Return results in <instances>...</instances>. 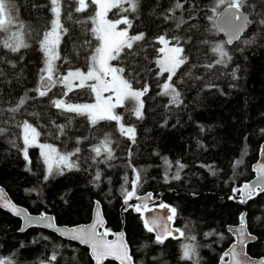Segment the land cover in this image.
<instances>
[{
	"label": "trees",
	"instance_id": "obj_1",
	"mask_svg": "<svg viewBox=\"0 0 264 264\" xmlns=\"http://www.w3.org/2000/svg\"><path fill=\"white\" fill-rule=\"evenodd\" d=\"M47 2L48 0H16L20 19L25 23V42L31 47L22 50L25 59L17 63V69H12L10 65H0L5 73L4 78L0 79V108L7 109L25 92L29 96L35 95L31 90L39 84L38 70L43 65L38 40L42 31H47L50 27V19L53 18L49 8L45 7ZM195 2L201 7L195 13V20L190 21L195 24L191 32L187 25L177 29L176 20H163L162 17L172 6L173 0H141L140 8L135 13L136 19L129 34L146 33V41L138 42L144 45V50L136 57V66L142 69L140 84L147 81L151 87L149 96L154 97L145 98L146 115L141 121H137L127 107L117 109L124 115L126 126H135V144L119 134L115 122H101L93 130L84 117L73 118L70 131L88 137L81 145L85 149V156H92L90 148L97 142L94 137L103 138V133L111 135L115 155V159L110 162L111 166L98 164L91 166L87 173L66 172L45 182L42 178L46 174L47 165L43 161L40 148L29 149V158L32 161L29 165L22 153L8 143V139L0 138V185L7 188L16 202L32 212L54 213L59 223L75 224L90 220L94 201L99 199L109 228L118 230L121 227L120 209L124 199L122 185L131 190L130 183L135 176L132 168L135 167L143 169V175L147 177L137 195L147 191H153L155 195L166 189L174 191L165 192L163 199L177 208L176 224L185 230L186 235H196L200 245L198 250L201 264L218 263V258L232 241L227 226L239 223V216L244 209L247 210L249 228L257 235V240L249 245L248 251L254 256L264 257V194L256 196L244 206L229 199L228 194L254 176L253 164L257 161L264 142V136L259 132L264 128V47H250L245 53H240L234 51L239 42L225 44V49L234 56L229 67L217 66L211 70L204 67L218 58L211 48L226 40L217 30L215 20L207 19V16L213 15L210 9L215 0ZM34 4L39 7L33 8ZM115 11L109 12V19L116 18L113 15ZM176 16L187 18V13L177 11ZM73 18L72 21L62 19L70 32L61 42V56L67 55L72 61V68H76L80 66L78 61L85 55V46L82 50L80 46L91 36L87 31L89 24L75 23L77 18L86 20L87 13L73 12ZM129 18H132L131 15ZM165 33L168 36H192V42L185 45L189 64L182 66L177 73L178 76L184 74L178 90L182 91L186 105L180 109H170L171 115L164 110L168 98L157 96L161 90L158 85L165 81L168 74L157 78L155 73L158 69L154 63L159 56L155 49L162 46L156 44L154 39ZM204 40L208 43H203ZM93 41L95 42L94 39L92 43ZM74 47L79 52L78 55L73 53ZM7 56L15 59V54L8 53ZM237 63L241 67V72L238 73L241 79L233 89L228 87L232 82L230 70ZM64 64L67 63H58L62 73L67 70L64 69ZM21 67L22 73L19 71ZM220 73L222 75H218ZM173 80L176 81V77ZM213 83L219 84L227 95H220L215 89L209 90L206 87ZM140 84L135 87H140ZM58 88L59 85L49 96L59 98V93L55 95ZM92 95L86 89L69 94L72 101L83 98L90 101ZM48 99L49 97H44L30 101L26 110L15 116V123L24 120L33 122V117L28 112L42 113L35 118L34 124L39 125L37 130L42 133L38 143H57L59 146H66L67 151H70L75 147L74 140L59 136L55 124L51 123H66L64 115L52 108ZM6 116L10 114L0 111V123H3ZM189 116L191 120L188 119ZM165 118L169 119V125L161 127ZM177 118L180 124L173 128L172 124ZM199 125L204 126V132L200 131ZM11 133L10 139H15L22 145L21 130L13 125ZM197 140L204 143L205 148L198 147ZM130 148L131 158L128 155ZM165 156L173 164L169 176L175 172L177 160L188 165L181 171L180 180L164 182L165 165L162 157ZM237 159H242L243 163L234 167ZM129 162L132 167H129ZM200 165H211L217 174L211 175L207 167ZM96 169L102 172L99 186L91 181ZM125 176L129 181L127 185L123 183ZM30 189L35 191H28ZM257 217L260 219L257 220ZM20 228L21 220L0 208V256L9 257L15 254L16 264H41V261H46L56 252L57 260L53 264H93L89 250L79 243L40 227H32L24 232L19 231ZM125 229L138 264H188L180 260L179 242L182 240L168 239L164 245L155 244L154 235L145 230L140 214L133 207L125 213ZM207 232H213L214 235L205 237L204 233ZM41 236L49 237V240L40 239ZM34 240L39 242L33 243ZM21 244L25 247L21 248ZM104 264L118 263L108 259Z\"/></svg>",
	"mask_w": 264,
	"mask_h": 264
},
{
	"label": "snow or ice",
	"instance_id": "obj_2",
	"mask_svg": "<svg viewBox=\"0 0 264 264\" xmlns=\"http://www.w3.org/2000/svg\"><path fill=\"white\" fill-rule=\"evenodd\" d=\"M140 4L141 0H48L45 4L53 18L50 19L49 29L42 31L38 42V50L43 55V66L38 70L39 84L31 90L35 92V95L29 96L25 92L7 109L0 108V111H6L10 114V116L4 118L3 123H0V138L8 139V143L22 153L24 160L29 165L32 163L29 158V149L33 147L40 148L43 161L47 165L46 174L42 178L43 181L47 182L57 175H64L66 172L83 171L87 173L91 166L98 164L111 166L110 162L115 159L111 135L108 133H103V139L98 144L91 146V157L83 155L85 149L81 145L88 140V137L70 131L75 116L84 117L93 130L101 122H115L119 134L127 137L132 144L136 143L135 126H126L124 115L118 112L117 109L127 107L130 114L137 121H141L145 119L146 115L145 98H154L149 96L150 84L147 81L140 84L142 69L136 66V57L144 50V45L138 42L146 41V33L129 34V30L133 28V22L136 19L135 13L139 10ZM32 7L38 8L39 5L34 4ZM200 7V4L196 3L195 0H173L172 6L167 9L162 18L166 22L176 20L175 27L177 29L187 25L189 32H191L195 28V24L190 23V21L195 20V13ZM220 8H223V11L218 13ZM112 10H116L113 13L115 19L108 18V14ZM177 11L187 13V18L177 17ZM210 11L213 15L207 16V19L218 21L219 23L215 25L217 30L225 32L228 39L225 42L215 44L211 48L212 53L218 58L204 65V67L209 70L217 66L229 67L234 60V56L225 49V44L233 45L239 42L234 51L240 53H245L250 47H264V0H260V3H257V0H215V4ZM73 12L87 13L86 20L81 21L77 18L75 23L90 25L87 31L90 33L91 38H86L80 48L82 50L84 46H87L91 49V52L85 54V67L83 69L69 67L66 73H62L60 65L56 62L72 63L67 55L61 56L62 38L69 35L70 32L69 27L65 26L62 19L72 21L74 19ZM130 15L131 19L129 18ZM121 25L124 27H121ZM246 33L247 35H245ZM25 35V23L20 19L16 0H0V65H10L12 69H17V63L24 61L25 56L22 54V50L31 47L30 44L25 42ZM93 39L97 42L95 46L92 44ZM154 42L162 45L155 49L159 53L158 58L154 61L158 69L155 75L160 78L164 77L165 73L168 74L165 81L158 85L161 90L157 93V96L168 98L164 104L165 112H169L173 108L180 109L186 105V101L182 98V91L178 90L184 74L178 76L177 73L182 66L189 64V55L186 53L185 45L192 42V36H168L165 33L155 37ZM202 42L208 43L207 40ZM134 45L136 48H134ZM8 53L15 54V59L7 56ZM73 53L79 54L75 47ZM113 61L117 63L113 64ZM19 71L22 73L23 68L21 67ZM240 72L241 67L238 63L231 68L230 79L232 82L229 83V88L234 89L237 87L236 82L241 79L238 75ZM218 75H222V73ZM4 76L5 73L0 68V79ZM174 77H176V81L173 80ZM197 79H200V77H197ZM137 84H140V87H135ZM58 85L62 89L59 92V98L49 96V93ZM206 87L209 90L215 89L220 95H227L219 84L213 83ZM81 89H86L93 94V103L71 102L69 94ZM44 97H49L48 103L50 106L64 115L66 123L60 124L56 121L51 123L55 124L59 136L74 140L75 147L70 151L61 153L51 144L37 142L42 133L37 130L38 124L34 126L35 118L41 116L42 113L28 112L27 114L33 117V122L24 120L21 123H15V116L23 113L30 101H36ZM169 115H171L170 112ZM188 119L191 120V116ZM179 124L180 120L177 118L172 127L175 128ZM13 125L21 130L22 145L18 144L15 139H10ZM168 125L169 119L165 118L161 127H167ZM198 127L201 132L205 131L203 125ZM259 132L264 136V128L260 129ZM196 143L198 147L205 148V144L200 140H197ZM131 154L132 150L130 148L128 151L129 158H131ZM155 154L160 155L159 153ZM262 154H264V148H262ZM162 159L165 165L164 182L170 183L172 180H180L181 171L187 168L188 165L177 160L175 162L176 170L169 176L168 173L172 170L173 164L166 156ZM241 163H243V160L237 159L234 162V167ZM200 166L207 167L213 176L217 174L211 165ZM129 167H132L131 162H129ZM253 170L258 174L257 181L254 184L245 183L240 188H234L229 199L247 204L256 196L264 194V163L259 164ZM132 171L135 176L130 183L131 190L122 185L124 204L133 207L137 213L141 214L154 211L149 207L150 202L155 203L151 193L143 196L137 195L138 189L147 180L146 175H143L144 170L133 167ZM101 180V170H94L91 181L95 186H99ZM109 183H111L110 178ZM123 183L124 185L129 184L127 176L124 177ZM28 191H35V189ZM237 193H240V195L237 196ZM134 198L140 203L129 204ZM0 202H2L3 208L9 209L17 217H22L27 226L44 225L52 228L62 236H67L71 241H78L79 244L88 246L90 256L95 264H104V261L109 258L119 261V264H136L134 254L130 250L124 233H112L105 228L104 220L99 212L95 221L89 226L61 230L52 223L54 217H50L46 213L35 216L30 215L26 210L18 208L3 197L2 190H0ZM96 204L99 206L100 201H97ZM157 206L161 210H167L168 214L163 223H161L160 217L157 216L143 219L145 230L148 233H155L153 242L157 245H164L169 238H183L186 242L180 245V260L188 262V264H201L198 250L200 245L197 243L196 235H186L185 230L172 229L168 226V222L175 221L177 208L162 202ZM246 217L247 212H241L239 228L236 229L239 233L238 240L222 253L219 264H250L251 257L243 249L246 248L248 240H252L254 237L245 231L247 226ZM259 219L260 217H257V220ZM19 231L23 232L25 228L21 227ZM229 231H232V229L229 228ZM177 233L178 235H176ZM110 235L114 236V239H107ZM213 235V232L204 233L205 237ZM40 239L49 240V237L41 236ZM38 242V240L33 241V243ZM20 247L25 246L21 244ZM238 247L240 251H237ZM225 257H230V259L225 261ZM56 260L57 253L53 252L46 261H41V264H53ZM0 264H16L15 254L9 257L0 256ZM259 264H264V259H261Z\"/></svg>",
	"mask_w": 264,
	"mask_h": 264
},
{
	"label": "water",
	"instance_id": "obj_3",
	"mask_svg": "<svg viewBox=\"0 0 264 264\" xmlns=\"http://www.w3.org/2000/svg\"><path fill=\"white\" fill-rule=\"evenodd\" d=\"M222 11H223V8H221V9L218 11V13H219V12H222ZM218 23H219L218 21H215V25L218 24ZM219 33L225 38V40L228 39V37H227V35H226L225 32L219 31ZM262 148H264V142L262 143V146H261V150H260V153H259V158H258V160L256 161V163L253 165V169H254L255 167H258L259 164L264 163V154H262ZM254 173H255V175H254L253 178H251V179L248 180V181L243 182L238 188L242 187V185L245 184V183H252V184H254V183L257 181V178H258V174H257L255 171H254ZM0 190H2V195H3V197L7 198L11 203L15 204L18 208H22V209L26 210L30 215H33V216H35V215H39V214H40L39 212H32V211H30V210L28 209V207H26V206H24V205H22V204L16 202V201L13 199V197L10 195L9 191L7 190V188H6L4 185H0ZM165 192L173 193L174 191H173V190H168V189H166V190H162V191H160V192H159L158 194H156V195H154V192H153V191H147V192H144V193L138 195V196H143V195H145V194L151 193V194L153 195V197H154V201H155V203H153V202H150V203H149V207H150L151 209H154V211L146 212V213H143V214L139 213L140 216H141V218H142V220H143L144 218H148V217H151V216H157V217H160L161 223L164 222V220L166 219V215H167L168 213H167V210H161V209L158 208L157 205H158L159 203H161V202H158V203H157V201L160 200V199L162 198V196L165 194ZM228 194H229V196H231V195L233 194V192L231 191V192L228 193ZM239 195H240V193H237V196H239ZM97 201H100V200H99V199H95V201H94V206H93V209H92L91 218H90V220L87 221V222H81V223H75V224L59 223V222L57 221V218H56V216H55L54 213H51V212H43V213H46V214H47L48 216H50V217H54L55 219L52 221V223H53L56 227L60 228L61 230H65V229L73 228V227H86V226L91 225V224L95 221V219H96V217H97V213L99 212L101 218L104 220V227L107 228L108 230H110V232H112V233H117V234H118V233L123 232L124 235H125V239H126V241L129 243V240H128V237H127V232H126V229H125V213H126V212L128 211V209L131 208V207L126 206V205L124 204V199H123V204H122L121 209H120V210H121V227H120V229H118V230H113V229H110L109 226H108V221H107L106 215H105V213H104V209H103L102 202L100 201L99 206H97V204H96ZM233 201H235L236 203H238L236 200H233ZM137 203H140V201L136 200L135 198H134L132 201L129 202V204H133V205H134V204H137ZM162 203H166V204H168V205H170V206H173L172 204L168 203V202L165 201V200L162 201ZM238 204L243 205V206L246 205V204H241V203H238ZM150 205H151V206H150ZM174 207H175V206H174ZM0 208H2V209H4L5 211H7V212L11 213L12 215H14L9 209H6V208H3V207H2V202H0ZM242 212H247V210L244 209ZM14 216H15V215H14ZM16 217H17V216H16ZM18 218L21 220V227H24V228H25V231H26L27 229H29V228H32V227H40V228L46 229V230H48V231L54 232V233H56L57 235H59L60 237L69 240L67 236H62V235H60L59 233L55 232L52 228L46 227V226H44V225L31 226V227H29V226H27V225L24 223L22 217H18ZM246 223H247V226H246L245 231H246L247 233H250L251 236L254 237V239H252V240H248V242H247V246H246V248H244L243 250H244L245 252H247V254H248L249 257H251L250 264H259L260 260H261V259H264V257H263V256H254V255H252V254L248 251V247H249V245L257 240V235H255L254 233H252V232L250 231V229H249V225H248L247 217H246ZM239 224H240V222L237 223V224H229V225L227 226V230H228V231H229V228L232 229V231H229V232L232 233V235L234 236V240H233V241H232V242L226 247V249L224 250V252L227 251V250L230 248L231 244L237 242L238 237H239V233L236 231V229L239 228ZM168 226L171 227L172 229L180 228V227L176 224V219H175L174 222H168ZM180 229H181V228H180ZM101 230H103V229H101ZM23 232H24V231H23ZM152 234L155 236V233H152ZM176 235H178V233H177ZM107 239H109V240L114 239V236L110 235V236L107 237ZM169 239H172V238H169ZM180 239H181V238H180ZM175 240H179V239H175ZM70 241H71V240H70ZM73 242L79 243L78 241H73ZM80 245H81V244H80ZM82 246L86 247V248L89 250V254H90V249L88 248V246H86V245H82ZM129 247H130V250L132 251V248H131L130 243H129ZM237 251H240V248H239V247L237 248ZM91 258H92V257H91ZM229 259H230V257H227V258L225 259V261H228ZM107 260H108V259H107ZM109 260L115 261V262H117V263L119 264V261H116V260H114V259H112V258H109ZM134 260H135V257H134ZM105 261H106V260H105ZM105 261H104V262H105ZM93 262H94V264H95V261H94V260H93Z\"/></svg>",
	"mask_w": 264,
	"mask_h": 264
},
{
	"label": "rangeland",
	"instance_id": "obj_4",
	"mask_svg": "<svg viewBox=\"0 0 264 264\" xmlns=\"http://www.w3.org/2000/svg\"><path fill=\"white\" fill-rule=\"evenodd\" d=\"M49 29V28H48ZM47 29V30H48ZM40 38L41 37H39V40H40ZM38 40V41H39ZM62 40H63V38H62ZM93 46H95L96 44H97V42L95 41H93ZM39 46V45H38ZM60 49H61V45H60ZM91 52V49L90 48H88L87 46H85V48H84V53L86 54V53H90ZM79 62V64H80V66H78V67H80V68H84L85 67V55H84V57L80 60V61H78ZM57 64L58 63H60V61H57L56 62ZM113 64H116L114 61L112 62ZM76 65V64H75ZM43 66V65H42ZM64 66V69H68L69 67H72V64H64L63 65ZM61 91V88H58L57 90H56V92H55V95L57 94V93H59ZM77 91H82V89L81 90H76V92ZM71 102H74V103H93L94 102V97H93V95H92V100H90V101H88V100H85L84 98H83V100L81 99V100H78V101H72L71 100ZM94 139L97 141L96 142V144H98L103 138L101 137L100 139L98 138V137H94ZM38 142V141H37ZM47 144H51V143H47ZM95 144V145H96ZM52 146H54V147H56L57 148V150L59 151V152H61V153H64V152H67V150H68V148L66 147V146H59L57 143H52L51 144ZM189 235H191V234H189ZM182 241L181 242H179V249H180V251H181V248H180V245H181V243H183V242H186V241H184L183 240V238L181 239Z\"/></svg>",
	"mask_w": 264,
	"mask_h": 264
},
{
	"label": "flooded vegetation",
	"instance_id": "obj_5",
	"mask_svg": "<svg viewBox=\"0 0 264 264\" xmlns=\"http://www.w3.org/2000/svg\"><path fill=\"white\" fill-rule=\"evenodd\" d=\"M255 162H256V161H255ZM255 162H254V163H255ZM253 171H254V170H253ZM254 175H255V174H254ZM253 177H254V176H253ZM249 180H250V179H249ZM154 195H155V194H154ZM162 200H164V199H163V196H162V198H161L160 200L157 201V203H158V202H161ZM249 229H250V228H249ZM250 231H251V230H250ZM228 232H229V231H228ZM231 235H232V233H231ZM233 240H234V236L232 235V241H233ZM232 241H231V242H232ZM231 242H230V243H231ZM230 243H229V244H230ZM226 258H227V257H225V259H226ZM219 259H220V257L218 258V263H217V264H219ZM92 260H93V259H92ZM135 261H136V260H135ZM136 264H138L137 261H136Z\"/></svg>",
	"mask_w": 264,
	"mask_h": 264
},
{
	"label": "bare ground",
	"instance_id": "obj_6",
	"mask_svg": "<svg viewBox=\"0 0 264 264\" xmlns=\"http://www.w3.org/2000/svg\"><path fill=\"white\" fill-rule=\"evenodd\" d=\"M261 146H262V145H261ZM260 150H261V149H260ZM259 153H260V152H259ZM258 158H259V156H258ZM257 160H258V159H257ZM255 163H256V162H255ZM255 163H254V164H255ZM254 164H253V165H254ZM254 174H255V173H254ZM252 178H253V177H252ZM93 264H94V262H93Z\"/></svg>",
	"mask_w": 264,
	"mask_h": 264
}]
</instances>
